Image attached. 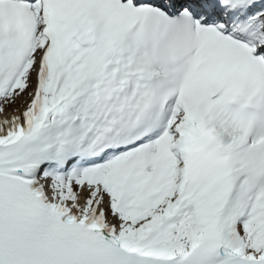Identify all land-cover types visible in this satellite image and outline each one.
Instances as JSON below:
<instances>
[{"label":"snow or ice","instance_id":"6c2138e0","mask_svg":"<svg viewBox=\"0 0 264 264\" xmlns=\"http://www.w3.org/2000/svg\"><path fill=\"white\" fill-rule=\"evenodd\" d=\"M0 264H264V0H0Z\"/></svg>","mask_w":264,"mask_h":264}]
</instances>
